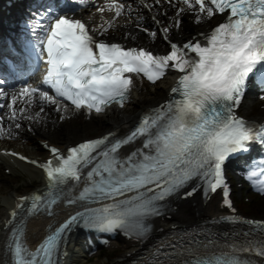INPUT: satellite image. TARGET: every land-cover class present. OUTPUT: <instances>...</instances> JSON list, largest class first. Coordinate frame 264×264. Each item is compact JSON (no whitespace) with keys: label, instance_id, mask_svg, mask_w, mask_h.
<instances>
[{"label":"snow or ice","instance_id":"obj_1","mask_svg":"<svg viewBox=\"0 0 264 264\" xmlns=\"http://www.w3.org/2000/svg\"><path fill=\"white\" fill-rule=\"evenodd\" d=\"M73 2L84 6L87 0ZM177 2L182 5L177 15L194 12L196 23L216 15L225 19L207 35L201 33L203 42L189 41L183 46L172 43L166 55L96 39L93 33L103 36L125 11H130L123 0H104L103 5H98L102 23L91 29L80 19L52 12L39 17L47 23L31 25V31L39 33L32 47L45 65L40 83L50 91L30 84L22 87L6 105L0 103V109L8 108L9 120L16 121L18 116L38 120L39 112L35 116L26 114L28 106L37 99L40 112L44 111L45 102L56 105L57 112L61 111L60 104L67 102L65 110L71 106L78 112L85 110L89 115L93 112L99 115L113 104L125 106L134 78H146L155 84L169 70L180 75L171 88V99L146 113L125 139L111 143L109 136L88 140L68 148L66 155L44 144L52 158L44 164L27 161L43 170L47 191L43 195L21 197L17 209L30 202V214L41 208H47L50 213L62 186L69 181L78 183L85 168L89 171L80 199L93 197L114 202L94 213L70 217L35 249L26 245L23 230L14 234L13 264H58L56 258L65 233L73 224L84 223L106 232L120 230L129 238L143 239L150 232L145 221L162 214L160 202L194 179L203 183L206 194L223 189L224 205L235 211L224 178L226 162L233 156L248 153L254 143L264 153V125L249 124L236 114L253 77L264 87V0ZM105 11L113 14L112 19H103ZM179 24L177 20L176 26ZM169 30L162 29L164 33ZM149 35L155 37L156 33ZM18 100L24 104L19 109L15 107ZM3 122L4 117L0 116V138L11 134V128L5 129ZM20 127V123H15V128ZM140 137L145 138L142 149L124 157L119 155L123 145ZM5 154L27 160L18 153ZM246 179L264 195V154L248 165ZM16 215V211L11 213L13 218ZM226 219L247 223L253 231L259 229L264 235V221ZM239 251L264 255V240ZM192 264H243V261L232 254H213L196 256Z\"/></svg>","mask_w":264,"mask_h":264},{"label":"bare ground","instance_id":"obj_2","mask_svg":"<svg viewBox=\"0 0 264 264\" xmlns=\"http://www.w3.org/2000/svg\"><path fill=\"white\" fill-rule=\"evenodd\" d=\"M149 1V0H147ZM134 3H137V1H132ZM138 16L142 17L141 23L147 25H152L150 23V17L146 11H144L141 7H136ZM169 13H168V20L173 13V10H177L176 6H170L168 7ZM176 21L179 20L180 24L179 27L176 26V28L173 30L169 28V32L167 33V36L172 39L173 41H183L188 38L192 34H195L197 32H206L214 28L215 25H217L221 19L222 16L216 15L211 20H208L207 18L202 19L201 23H196V16L194 12L188 13H181L179 16L176 15L175 17ZM167 20V21H168ZM175 21V22H176ZM174 21H171L173 23ZM165 23V20H164ZM139 24V25H140ZM165 28L167 27V24H164ZM133 24H127V25H121L117 28L111 29L108 33L103 35L104 38L110 39V40H116V41H125L127 44L131 45H140V46H146L149 49L157 50V51H166L167 50V44L162 40L161 35L158 32L156 33L155 37H152V41L145 37L144 34L137 31V29H134ZM170 81H161L158 85V89H164L168 88ZM142 87V86H141ZM143 88V87H142ZM139 87L135 88L132 95L130 96V101L128 104H126L123 108H113L111 111H107L106 113L102 115H98L96 117H93L91 121H86L81 116L74 115L72 116L70 113H67V115H70V119L68 121L59 122L57 119H55L54 115L51 112V109H49L48 104L45 102L43 104V107L45 108L43 113L39 112V108L36 106H29L27 109V115L35 116L36 113L39 112V119L38 120H29L25 119L23 116H18V119L16 121L11 122L10 128L12 130V133L10 136H21L26 138L27 144L33 145V147H28L23 150L32 151L39 149L38 141L37 140H45L49 139L50 143H53L57 146H63L66 143H73L80 141L82 139L87 138L86 133L90 131H98L101 133L111 130H119L120 132H126L130 129V127L134 124L137 115L146 110V108L156 105L158 102L161 101V99H158L157 96H143L144 93H139ZM158 90V93L159 91ZM13 95V93H10ZM165 97V95H164ZM19 101V100H18ZM258 107V100L253 99L252 97H248L247 100L243 103L241 107V113L243 116L247 117L248 119L260 121L261 119H264V109L258 108L256 113L254 112V109ZM4 110V108L0 109V112ZM5 120H7V116H5ZM27 122L30 124L32 133H28L22 129H16L15 123ZM79 133V134H78ZM73 136V139L70 137ZM76 136H80L79 138L75 139ZM20 141H5L0 139V146L5 147L8 146L10 148L16 147L17 149L22 148L20 145ZM0 147V148H1ZM0 164H6L7 166L11 167L13 169L14 173L16 171L23 170L26 172V174L31 177V182L41 181V176L38 173L33 172L32 168H30L28 165L20 164L14 160H9L8 158H5L3 156H0ZM0 183L4 185V189L1 191V207L0 208V218H2L5 215V210L9 205H11L13 196L11 191H15L17 189V186L14 185L12 182H7L3 177L0 176ZM210 200H216L215 197H211ZM208 201L206 203H202L200 198L196 195L189 199L186 202L182 201H176L173 200L172 205H177V209L173 210L171 209L169 211V207H165V211L162 215V218H157V221H152V225L155 226V229H167L170 228V226H192L195 224H199L203 221H206L207 219L211 218L214 215L218 214V207H214L211 201ZM192 203L194 205L192 206ZM62 212V210L60 211ZM220 213V212H219ZM60 214V213H59ZM169 214L170 218H166V215ZM57 215H54L53 217L47 219V220H41V219H27L26 220V238L27 242H34V237L39 236L43 232H45V228L48 224H50ZM260 219H264V217H260ZM3 236V235H1ZM138 244H135L134 246H125L124 247V253L119 255L117 258L104 262L103 264H122L124 263L127 258L126 254L131 253V250L135 247H137ZM76 257L72 255V263L75 264L74 260Z\"/></svg>","mask_w":264,"mask_h":264},{"label":"rangeland","instance_id":"obj_3","mask_svg":"<svg viewBox=\"0 0 264 264\" xmlns=\"http://www.w3.org/2000/svg\"><path fill=\"white\" fill-rule=\"evenodd\" d=\"M127 23H132V21L126 20V21L122 22V24H127ZM163 95H164V91L161 92V94L158 97V99H161L163 97ZM89 134H90V132L86 133V135H89ZM70 138L73 139V136H71ZM77 138H78V136L75 137V139H77ZM23 145H24L23 147H28V146L32 147V145H27V144H24V143H23ZM19 184H20V182H19ZM243 207H244V210H245V215L252 216V217H264V199H262L261 201H258L257 204H253L252 206H243ZM104 259L105 258L101 257L98 260H104ZM100 263H101V261H95L94 262V264H100Z\"/></svg>","mask_w":264,"mask_h":264}]
</instances>
